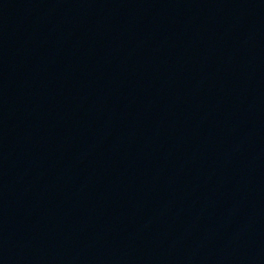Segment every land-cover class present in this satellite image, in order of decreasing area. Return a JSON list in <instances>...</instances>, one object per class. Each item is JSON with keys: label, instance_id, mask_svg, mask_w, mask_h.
<instances>
[{"label": "water", "instance_id": "water-1", "mask_svg": "<svg viewBox=\"0 0 264 264\" xmlns=\"http://www.w3.org/2000/svg\"><path fill=\"white\" fill-rule=\"evenodd\" d=\"M0 264H264V0H0Z\"/></svg>", "mask_w": 264, "mask_h": 264}]
</instances>
